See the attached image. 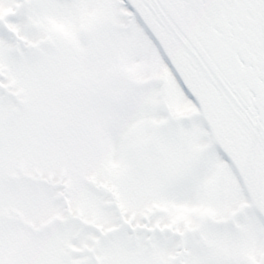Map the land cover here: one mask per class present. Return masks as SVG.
<instances>
[{
    "label": "snow or ice",
    "instance_id": "snow-or-ice-1",
    "mask_svg": "<svg viewBox=\"0 0 264 264\" xmlns=\"http://www.w3.org/2000/svg\"><path fill=\"white\" fill-rule=\"evenodd\" d=\"M0 264H264V0H0Z\"/></svg>",
    "mask_w": 264,
    "mask_h": 264
}]
</instances>
